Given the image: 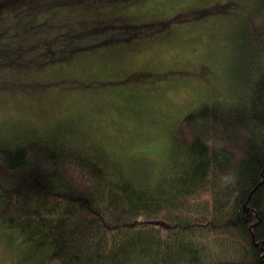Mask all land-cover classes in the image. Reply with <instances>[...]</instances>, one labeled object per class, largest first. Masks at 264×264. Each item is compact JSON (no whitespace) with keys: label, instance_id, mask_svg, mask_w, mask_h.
<instances>
[{"label":"trees","instance_id":"1","mask_svg":"<svg viewBox=\"0 0 264 264\" xmlns=\"http://www.w3.org/2000/svg\"><path fill=\"white\" fill-rule=\"evenodd\" d=\"M78 1L0 0L6 81L30 82L101 31L67 8ZM222 2L246 11L221 40L224 93L173 121L156 169L80 131L44 134L59 121L2 135L0 226L23 248L12 264H264V0Z\"/></svg>","mask_w":264,"mask_h":264},{"label":"rangeland","instance_id":"2","mask_svg":"<svg viewBox=\"0 0 264 264\" xmlns=\"http://www.w3.org/2000/svg\"><path fill=\"white\" fill-rule=\"evenodd\" d=\"M84 1L67 8L106 18L82 17L84 25L101 27L71 39L86 45L30 82L0 74V141L13 128L43 131L59 121L44 134L65 139L80 131L123 163L156 169L173 121L200 99L223 95L221 40L232 23L240 27L246 11L238 2L224 8V0ZM8 234L15 233L0 226V264L16 263L23 249Z\"/></svg>","mask_w":264,"mask_h":264},{"label":"flooded vegetation","instance_id":"3","mask_svg":"<svg viewBox=\"0 0 264 264\" xmlns=\"http://www.w3.org/2000/svg\"><path fill=\"white\" fill-rule=\"evenodd\" d=\"M92 14H94V12H93ZM96 16H97V15H96ZM96 16H95V17H96ZM111 19H116V18H115V17H113V18H111Z\"/></svg>","mask_w":264,"mask_h":264},{"label":"snow or ice","instance_id":"4","mask_svg":"<svg viewBox=\"0 0 264 264\" xmlns=\"http://www.w3.org/2000/svg\"><path fill=\"white\" fill-rule=\"evenodd\" d=\"M193 7H195V5L193 4Z\"/></svg>","mask_w":264,"mask_h":264}]
</instances>
